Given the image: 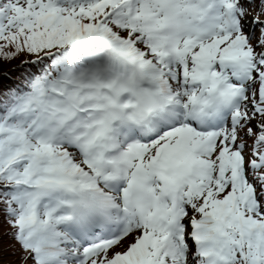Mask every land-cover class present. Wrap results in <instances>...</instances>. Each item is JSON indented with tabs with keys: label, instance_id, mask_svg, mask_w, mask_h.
<instances>
[{
	"label": "snow or ice",
	"instance_id": "snow-or-ice-1",
	"mask_svg": "<svg viewBox=\"0 0 264 264\" xmlns=\"http://www.w3.org/2000/svg\"><path fill=\"white\" fill-rule=\"evenodd\" d=\"M0 264H264V0H0Z\"/></svg>",
	"mask_w": 264,
	"mask_h": 264
},
{
	"label": "trees",
	"instance_id": "trees-1",
	"mask_svg": "<svg viewBox=\"0 0 264 264\" xmlns=\"http://www.w3.org/2000/svg\"><path fill=\"white\" fill-rule=\"evenodd\" d=\"M6 67H7V65H6Z\"/></svg>",
	"mask_w": 264,
	"mask_h": 264
}]
</instances>
